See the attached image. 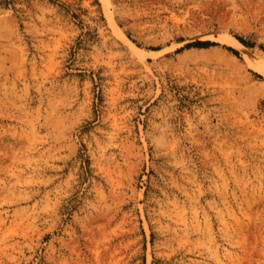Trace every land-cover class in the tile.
<instances>
[{"label": "rangeland", "instance_id": "374dc122", "mask_svg": "<svg viewBox=\"0 0 264 264\" xmlns=\"http://www.w3.org/2000/svg\"><path fill=\"white\" fill-rule=\"evenodd\" d=\"M258 65L264 0H0V264H264Z\"/></svg>", "mask_w": 264, "mask_h": 264}, {"label": "trees", "instance_id": "16d2710c", "mask_svg": "<svg viewBox=\"0 0 264 264\" xmlns=\"http://www.w3.org/2000/svg\"><path fill=\"white\" fill-rule=\"evenodd\" d=\"M238 39V40H237ZM237 41L239 42V44H242L245 47H253L254 44L250 43L248 41H246L244 38L242 37H237ZM220 44L218 42H214L211 40H196L194 42L188 43L186 44V48H199V49H207L210 47H215V46H219ZM225 48H227L229 51H231L234 55L240 57V53L238 50L232 48V47H228V46H223Z\"/></svg>", "mask_w": 264, "mask_h": 264}, {"label": "bare ground", "instance_id": "6f19581e", "mask_svg": "<svg viewBox=\"0 0 264 264\" xmlns=\"http://www.w3.org/2000/svg\"><path fill=\"white\" fill-rule=\"evenodd\" d=\"M233 40H235V41L237 42V44H239L238 41H237L236 39L233 38ZM241 48H242V47H241ZM257 67H259V68H264V67L261 66V65H260V66L258 65Z\"/></svg>", "mask_w": 264, "mask_h": 264}]
</instances>
